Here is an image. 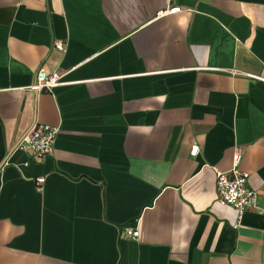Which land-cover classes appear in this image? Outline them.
I'll use <instances>...</instances> for the list:
<instances>
[{"label": "crops", "instance_id": "obj_1", "mask_svg": "<svg viewBox=\"0 0 264 264\" xmlns=\"http://www.w3.org/2000/svg\"><path fill=\"white\" fill-rule=\"evenodd\" d=\"M0 264H264V0H0Z\"/></svg>", "mask_w": 264, "mask_h": 264}, {"label": "built area", "instance_id": "obj_2", "mask_svg": "<svg viewBox=\"0 0 264 264\" xmlns=\"http://www.w3.org/2000/svg\"><path fill=\"white\" fill-rule=\"evenodd\" d=\"M183 8L177 5L168 6L161 14H173L182 11ZM55 48L63 51L61 42L55 43ZM62 75L56 71L46 73L43 67H39L34 75L33 83L28 87L29 90L40 92L48 91L55 86L62 84ZM59 132V126L33 123L18 143L21 149H31L38 158L48 156L53 149L54 140ZM197 146H193L190 155L194 156ZM241 153L235 151L233 154V165L229 170L217 171L215 178L216 201L221 205L232 206L238 218L242 213L254 209L257 201L256 193L247 185L248 174L240 169L239 163ZM43 178H37L36 183L40 185ZM128 236L135 238L138 231H128Z\"/></svg>", "mask_w": 264, "mask_h": 264}, {"label": "water", "instance_id": "obj_3", "mask_svg": "<svg viewBox=\"0 0 264 264\" xmlns=\"http://www.w3.org/2000/svg\"><path fill=\"white\" fill-rule=\"evenodd\" d=\"M17 146V145H16Z\"/></svg>", "mask_w": 264, "mask_h": 264}]
</instances>
